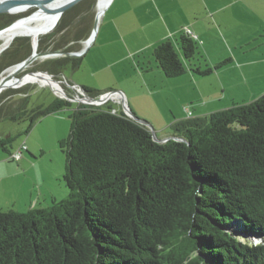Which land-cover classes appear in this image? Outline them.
Instances as JSON below:
<instances>
[{
	"label": "trees",
	"instance_id": "16d2710c",
	"mask_svg": "<svg viewBox=\"0 0 264 264\" xmlns=\"http://www.w3.org/2000/svg\"><path fill=\"white\" fill-rule=\"evenodd\" d=\"M90 1L67 10L40 37L38 51H76L69 46L89 27L85 15L76 18L91 9ZM20 17L0 13V30ZM197 50L183 33L152 55L175 78ZM32 51L30 36L16 37L0 54V73ZM81 59L48 58L29 70L59 79ZM228 61L191 69L205 76ZM80 87L93 97L104 93ZM32 91L5 89L0 120L26 122L28 133L43 117L73 106L60 96L32 105ZM70 118V133L59 141L69 193L45 207L0 209V264H264V94L175 122L183 140H154L145 124L109 102L77 103ZM11 141L12 135L0 137V147L8 150Z\"/></svg>",
	"mask_w": 264,
	"mask_h": 264
},
{
	"label": "crops",
	"instance_id": "0c3cea01",
	"mask_svg": "<svg viewBox=\"0 0 264 264\" xmlns=\"http://www.w3.org/2000/svg\"><path fill=\"white\" fill-rule=\"evenodd\" d=\"M110 23L112 29L104 38L120 53L106 66L122 65L114 83L116 90L122 91V100L117 101L121 110L114 108L124 111L125 106H130L137 116L154 123L158 131L168 125L173 129L177 121L205 116L264 94V0H130L129 8H116ZM183 33H189L197 42L198 55L186 63L185 74L169 78L152 54L159 43L176 42ZM239 45L242 49L236 57L233 51ZM141 57H147V63ZM226 60L229 61L209 75L191 69L214 67ZM79 68L80 65L76 67ZM82 84L77 85L102 92L112 89ZM76 92L73 97L80 98L82 91ZM72 102L76 106L98 105L88 98ZM156 102L161 104V111L155 114ZM155 115L158 117L154 119ZM156 119L163 121L157 124ZM55 134L57 138L62 136L59 131ZM173 135L174 130L169 137ZM23 155L24 152L19 160ZM36 187L41 191L40 184ZM50 196L43 201L59 200L55 194Z\"/></svg>",
	"mask_w": 264,
	"mask_h": 264
},
{
	"label": "rangeland",
	"instance_id": "374dc122",
	"mask_svg": "<svg viewBox=\"0 0 264 264\" xmlns=\"http://www.w3.org/2000/svg\"><path fill=\"white\" fill-rule=\"evenodd\" d=\"M90 3L91 5L93 4L91 9L87 12H83L81 16L76 18L77 21H80L81 18L84 17L83 15H85L87 17L86 23L89 26L87 30L88 33L84 39L75 45L69 46H73L76 51H80L84 48V41L90 36L95 24L98 0H91ZM129 7L130 0H113L108 7L110 9L105 11L99 21V29L94 42L82 56L80 68L74 70L67 69L65 76L60 74V85L63 88L69 90V83L83 85L82 83L87 82L94 83L95 85H98L97 87H106L105 89L112 88L107 91L116 90L117 86H114V83L116 76L120 73L122 65H114L112 68H108L106 63H111L120 52L115 49V45L107 44L104 36L110 28L112 29L110 21L116 8ZM34 10L35 8L11 14H20L21 16H24L32 13ZM56 27L57 26H55L52 31L42 35H47L53 32ZM42 35H40V37ZM2 43L3 40L0 39V48ZM241 49L240 45L238 48L237 46L234 48L233 52L236 57L239 56ZM62 50L66 51L65 48ZM62 56L64 55L59 57ZM146 58L141 57V61L144 60V62L147 63ZM45 60L46 59H38L35 62L37 65H40ZM133 63L132 58V65ZM62 80H64V82ZM24 85H29L33 89L31 93L32 105L41 103L48 104L57 96L63 97L60 92L57 90L54 91L52 87L44 83L43 80L30 81ZM70 93L71 95L72 93L73 95H76L77 92L75 90ZM109 104L121 110V107L116 100H110ZM155 104L158 107V109L153 108L156 114L161 111V104H159V102H156ZM75 106L76 103L75 105L65 108L57 113L43 117L28 133L25 132L27 126L26 122L12 121L8 119L0 120V137L12 135V141L7 144L8 150H4L0 147V209L27 211L32 207L49 206L52 204L53 200L50 199L46 202L43 201V199L46 196L51 197L50 193L57 195L59 200L67 197L69 189L64 180L66 155L60 148L59 141L66 138L70 133V114ZM129 108L131 109L130 106ZM137 117L146 120L153 127L158 139L167 138L170 133H173L174 129H172L171 125L165 126L163 130L158 131V128L150 120L140 116ZM153 117L155 119L158 115ZM155 121H158L157 124H160L163 120L156 119ZM56 131L61 133L62 136H59L60 138L55 136ZM24 142L31 147L30 150L24 151V155L21 160L12 159L11 154L18 150ZM36 184L41 185V191L37 187L35 188ZM37 200H39L38 204H36ZM254 240L255 242L258 241L257 239Z\"/></svg>",
	"mask_w": 264,
	"mask_h": 264
},
{
	"label": "water",
	"instance_id": "95a60500",
	"mask_svg": "<svg viewBox=\"0 0 264 264\" xmlns=\"http://www.w3.org/2000/svg\"><path fill=\"white\" fill-rule=\"evenodd\" d=\"M56 0H0V13H20V12H24L27 11L29 9H33L35 8V10L25 16H22L18 19H16L12 24H10L9 26L5 27L4 29L0 30V34L6 30H9L11 28L16 27L18 24L23 23V22H28L30 20H33L34 18H36L37 16H47L50 14H56L57 15V19L56 22L57 23L59 21V19L62 17V15L64 14L65 11H67L68 9H70L71 7H73L74 5H76L77 3H79L82 0H67L65 2H63L62 4L58 5L57 7H53V8H49L48 4L54 2ZM113 2V0H110L109 3L107 4V7L102 11V15H104L105 11L108 9V7L110 6V4ZM99 16L98 14L96 15L95 18V24L93 27V30L90 34V36L84 41L85 46L82 50L80 51H71V52H65L63 50H58V51H38L36 50V47L39 45V43L37 45H35L32 41V47H33V51L31 53L30 56H28L26 59H24L23 61L16 63L10 67H8L7 69H5L2 73H0V94L7 88H19L22 87L24 84H26L28 81H24L25 76L27 75H37L40 76L42 78L47 77L50 81V83H48L49 86L52 87V89L54 91H56L57 89L54 87V85L52 84V82H55L57 85H60V80L59 79H54V76L49 73L48 70H36V71H32L29 70V68L32 66V64L38 60V59H48V58H55L61 55H69V56H73V57H82L87 49L90 47V45L94 42L97 33H98V29H99ZM52 28V26L50 27ZM18 36H28L25 34H21ZM17 36V37H18ZM10 46V44L4 45L1 49H0V54ZM81 62L78 63V66L80 65ZM9 68H14L13 72L10 74H6L4 75V73L9 69ZM58 92H60L62 94V96L66 99H69L71 101H82L85 98L91 99L92 101H94V103H98L102 100V97L99 96L97 98L91 96L85 89L82 88V94L79 97H70L68 96V94L66 93V91L64 90L63 87L59 86L58 87ZM119 93H122L121 90H117ZM129 117L133 118L134 120L145 124L152 132V137L154 140L156 141H166L169 138H174L177 140H183V137L180 136H170L164 139H158L156 137V134L153 130V127L146 121L143 120L139 117L136 116V114L134 112L131 111V109L129 108V106H125V111H124Z\"/></svg>",
	"mask_w": 264,
	"mask_h": 264
},
{
	"label": "bare ground",
	"instance_id": "6f19581e",
	"mask_svg": "<svg viewBox=\"0 0 264 264\" xmlns=\"http://www.w3.org/2000/svg\"><path fill=\"white\" fill-rule=\"evenodd\" d=\"M67 0H56L50 4H48L49 8L57 7L58 5L62 4ZM110 0H98L97 3V14L99 16V20L101 19L102 11L107 7V4L109 3ZM57 19L56 14H50L47 16H37L33 20H30L28 22H23L18 24L16 27L11 28L9 30H6L0 34V39L3 40L2 46L11 44L13 40L21 34L28 35L32 38V41L35 45L39 43V37L40 35L44 33H48L54 29L56 26L55 23ZM52 26V28H50ZM0 48V49H1ZM36 50H38V46L36 47ZM14 68H9L4 75L12 73ZM43 80L44 83L48 84L50 83L49 79L47 77H40L37 75H27L24 78V81L32 82V81H40ZM54 87L58 90V87L61 85H57L55 82H52ZM62 87V86H61Z\"/></svg>",
	"mask_w": 264,
	"mask_h": 264
},
{
	"label": "built area",
	"instance_id": "2783aa9c",
	"mask_svg": "<svg viewBox=\"0 0 264 264\" xmlns=\"http://www.w3.org/2000/svg\"><path fill=\"white\" fill-rule=\"evenodd\" d=\"M187 31L190 32V30H187ZM62 81L64 82V80H62ZM69 84H70L69 85L70 89H75L79 92L82 91L80 86H78L77 84H72V83H69ZM100 96L102 97V100L97 103L99 105L107 103L110 100H116V101L122 100V94L119 93L118 91H108V92L101 94ZM189 114L191 115L192 112L190 111ZM27 149H28L27 144H26V142H24L18 150H16L14 153L11 154V158L15 159V160H19L22 157L23 152Z\"/></svg>",
	"mask_w": 264,
	"mask_h": 264
},
{
	"label": "clouds",
	"instance_id": "9594fccd",
	"mask_svg": "<svg viewBox=\"0 0 264 264\" xmlns=\"http://www.w3.org/2000/svg\"><path fill=\"white\" fill-rule=\"evenodd\" d=\"M81 88V87H80ZM64 90H65V88H64ZM81 90H82V88H81ZM113 91H117V90H113ZM108 92V91H107ZM105 93V92H104ZM72 97H73V95H72ZM99 97V96H98ZM99 105V104H98ZM102 105V104H101Z\"/></svg>",
	"mask_w": 264,
	"mask_h": 264
}]
</instances>
